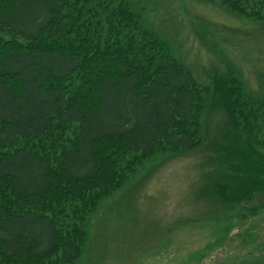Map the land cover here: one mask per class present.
<instances>
[{"label": "trees", "instance_id": "obj_1", "mask_svg": "<svg viewBox=\"0 0 264 264\" xmlns=\"http://www.w3.org/2000/svg\"><path fill=\"white\" fill-rule=\"evenodd\" d=\"M206 1L264 25L247 0ZM144 10L135 0H0V264L74 262L88 215L131 164L199 144L209 97L236 127L231 147L215 148L210 187L231 205L259 196L250 212L264 208V93L248 95L230 74L197 84ZM46 138L51 146L5 152Z\"/></svg>", "mask_w": 264, "mask_h": 264}, {"label": "rangeland", "instance_id": "obj_2", "mask_svg": "<svg viewBox=\"0 0 264 264\" xmlns=\"http://www.w3.org/2000/svg\"><path fill=\"white\" fill-rule=\"evenodd\" d=\"M135 1L197 84H207L214 73L230 74L245 84L248 95L264 93L261 22L217 1ZM247 1L245 7L264 10V0ZM209 98L201 113L199 144L189 152L156 149L134 161L128 178L88 215L81 253L69 264H264V208L249 209L258 205L259 196L231 205L210 187V171L220 169L217 162L223 158L217 160L215 148L231 147L236 127L230 128L227 111L210 106ZM66 127L60 142L70 137ZM50 139L23 142L5 152L51 146ZM119 163L125 165L123 156L116 167ZM238 186L221 198L237 195Z\"/></svg>", "mask_w": 264, "mask_h": 264}]
</instances>
